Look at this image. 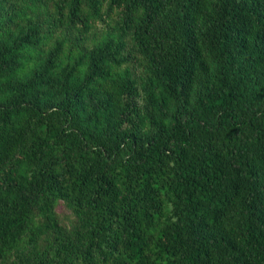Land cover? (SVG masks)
I'll use <instances>...</instances> for the list:
<instances>
[{
    "label": "trees",
    "instance_id": "16d2710c",
    "mask_svg": "<svg viewBox=\"0 0 264 264\" xmlns=\"http://www.w3.org/2000/svg\"><path fill=\"white\" fill-rule=\"evenodd\" d=\"M0 264H264V0H0Z\"/></svg>",
    "mask_w": 264,
    "mask_h": 264
},
{
    "label": "rangeland",
    "instance_id": "374dc122",
    "mask_svg": "<svg viewBox=\"0 0 264 264\" xmlns=\"http://www.w3.org/2000/svg\"><path fill=\"white\" fill-rule=\"evenodd\" d=\"M56 210L59 213L60 217L65 218L66 211L64 210V207L61 204L56 208Z\"/></svg>",
    "mask_w": 264,
    "mask_h": 264
}]
</instances>
